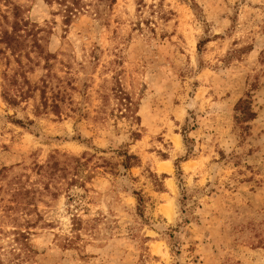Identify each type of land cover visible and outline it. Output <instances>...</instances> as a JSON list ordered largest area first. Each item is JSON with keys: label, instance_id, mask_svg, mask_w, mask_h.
<instances>
[{"label": "rangeland", "instance_id": "obj_1", "mask_svg": "<svg viewBox=\"0 0 264 264\" xmlns=\"http://www.w3.org/2000/svg\"><path fill=\"white\" fill-rule=\"evenodd\" d=\"M0 264H264V0H0Z\"/></svg>", "mask_w": 264, "mask_h": 264}, {"label": "trees", "instance_id": "obj_2", "mask_svg": "<svg viewBox=\"0 0 264 264\" xmlns=\"http://www.w3.org/2000/svg\"><path fill=\"white\" fill-rule=\"evenodd\" d=\"M73 8H68L67 11V17L70 18V15L73 13ZM13 103V102H12ZM15 105V103H13ZM253 103L252 100L250 98L248 99H243L241 100L236 109L239 113V121L241 122H250L252 120H255L257 118V113L255 112L254 108H253ZM17 124L22 125L23 123L21 122H17ZM125 161L123 163V166H125L126 169H130L132 167H135V165L133 163H131L132 159H135V157L133 156H126L125 157ZM138 203H139V209L142 211L143 209L141 208V206L144 203V198L140 195H138Z\"/></svg>", "mask_w": 264, "mask_h": 264}]
</instances>
